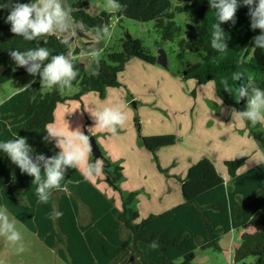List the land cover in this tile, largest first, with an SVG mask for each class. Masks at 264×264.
I'll list each match as a JSON object with an SVG mask.
<instances>
[{"label": "trees", "instance_id": "16d2710c", "mask_svg": "<svg viewBox=\"0 0 264 264\" xmlns=\"http://www.w3.org/2000/svg\"><path fill=\"white\" fill-rule=\"evenodd\" d=\"M17 0H0L5 5L0 9V84L15 80L25 73L27 66H17L10 53L47 47L52 55L68 57L72 38L67 44L57 33L27 41L10 31L4 17ZM28 3L29 0H19ZM119 10L104 9L91 14L87 9L90 0L76 1L71 16L82 24L85 31L105 36L103 28L111 26L113 15L146 22L155 21L162 39L175 40L180 26L175 20L177 13L197 18L187 22L186 34L193 44L203 51L202 61L186 66V77L201 84L213 82L216 94L224 104L235 105L238 111L247 108V96H240L241 89L253 87L264 89V49L254 48L253 38L259 29L250 28L248 9L238 8L236 23L225 22L221 27L228 34L229 48L218 53L211 47L213 25L217 23L214 10L208 0H117ZM181 40L180 45H184ZM121 49L106 48L98 58L97 71L90 72L79 57L81 48H76L73 60L78 71L72 86L77 92L67 93L58 87L44 91L40 81H33L0 103V140L13 138V134L27 138L35 154L45 157L57 155L52 137L46 128L56 120L58 106L66 100H82L89 92H99L105 97L107 89L120 87L128 63L137 58L148 63H157L152 53L139 37L125 31ZM179 53V57L184 55ZM44 63H47L45 61ZM43 67V64H42ZM238 75L234 80L233 76ZM227 88V89H225ZM139 119L135 117V121ZM252 133L264 149V133L259 124ZM176 143L175 135L146 136L143 145L158 159L159 147ZM100 148L101 156L109 169L110 181L119 189L124 179L123 165L111 162ZM167 145V144H166ZM104 157H106L104 159ZM245 157L226 160L229 175L226 180L217 170L213 160L206 155L188 168L179 178L184 201L162 212H153L140 219L137 206L138 190L121 193L124 196L121 208L114 206L101 190L89 182L79 168L65 171L62 187L52 189L47 204H38L32 177L20 169L0 151V206L8 210L28 229L37 233L60 257L69 264H195L198 248L221 249V238L233 229L238 230L239 246L232 256L233 262H244L255 256L251 264H264V163L240 172ZM41 165L43 162H40ZM111 164V165H110ZM80 201L92 215L89 224L80 223ZM62 213L57 215V213ZM127 230L128 235L123 236ZM60 237L65 245L59 247ZM156 243L157 247H151Z\"/></svg>", "mask_w": 264, "mask_h": 264}, {"label": "rangeland", "instance_id": "374dc122", "mask_svg": "<svg viewBox=\"0 0 264 264\" xmlns=\"http://www.w3.org/2000/svg\"><path fill=\"white\" fill-rule=\"evenodd\" d=\"M76 1L83 0H60L62 6L69 11L71 22L74 19L71 17L70 11ZM104 9L113 12L116 10L108 6V0H90V6L87 10L95 15ZM175 20L177 25L180 26V31L175 40L162 39L154 20L142 22L127 17L120 19L116 14L113 15L109 28L110 37L98 34L99 39H97L96 33L93 36L92 31L87 32L83 27L79 29L73 26L70 27L68 33H62L63 36L73 40L72 49L68 57L72 58L76 48H81L78 55L87 64L90 72L97 71L99 67V60L93 59L91 52L97 51L99 58L106 48L121 49V38L125 31H129L133 36L141 38L144 45L157 58L159 57L160 49H164L166 52L168 66L156 63L153 67L145 64L146 67L140 68L133 64L140 62V65L144 66V61L133 58L131 60L133 64L130 65L125 74L126 79L121 81L120 88H108L105 97H101L99 92L93 91L87 96L86 99H89V102H86V105L83 104V101L81 104L80 100H66L60 110L61 116L65 119L52 126L61 128L69 133L81 129L84 132L83 134L89 136L90 144L93 136L96 143L101 146L102 152L110 158L111 162H119L123 165L124 179L126 177L125 167H128L130 172L135 174V169L131 165V158L134 156V160L141 164L139 154L145 158L148 152V157L150 155V159H152L151 163H154L158 168V163L153 153L143 145V137L146 136L175 135L176 143L168 144V141L167 145L159 147L158 152L160 149L163 152L172 150L181 152L184 150V146L185 148L193 149L196 145H200L208 147L207 151L216 158L224 156L225 161L245 157L244 164H246V159L247 162H251L254 158L258 159L260 156L256 154L259 151L264 154V149L259 145L252 133V127L255 128V126L248 121L235 119V113L240 112L235 106H238L237 102L234 105L224 104L217 96L213 82L201 84L196 79L186 77L185 67L203 59L201 47L193 44L185 32L187 22H196L197 18L184 13H177ZM183 39L185 43L182 46L180 42ZM181 51L185 53L182 57H179ZM33 81L41 82L39 71L35 75L27 72L15 80L1 83L0 103L17 91L24 89ZM48 89L45 86L43 88L44 91ZM77 90L78 87L73 86L66 92L73 94ZM121 104H123V107L120 106ZM105 107L118 108L126 116L125 123L123 126H117L116 133L101 130L97 126V120L93 117L96 111H102ZM66 109H69L68 113ZM153 110L157 111L153 113ZM130 114L139 119V122L133 119L130 126L134 129L136 135L135 133L132 135L125 133L126 127L129 126L127 121L131 120L128 119ZM258 124L259 129L264 133V123ZM107 138L110 143L108 148L105 145ZM224 139L226 142H221ZM53 140L57 149L60 150L61 148L57 146V138ZM239 143H244L247 154L243 153V156L237 155L242 153L236 147L237 145L239 146ZM255 144L259 145L260 150L257 149L259 151H256ZM158 152L159 163L162 167L158 171L165 178V187L170 190L173 188V180H176V177L181 174L179 170L184 167L186 161L192 162L194 158L188 156L186 160L181 159L180 161L178 155H176L168 164L164 153L160 154ZM193 155L196 157L195 152H193ZM89 162H97L102 166L100 173L91 177H94L100 185L106 184L110 188V191L107 190L112 200L122 206L124 196L121 193L128 194L131 190L126 189L122 185L124 179L120 182L119 189L113 185L108 172L113 167L109 166V169H105L104 164L106 162H104L102 156L98 158L94 156L92 144ZM175 167L178 169L177 172H175ZM80 168L83 170L84 166ZM145 169L144 175L152 174L149 169L146 167ZM146 177L148 178V176ZM136 184L137 182L132 180L127 186L132 187ZM139 195L140 190H138L137 195L138 208ZM5 211L9 215V222L13 223L14 227L21 233L22 238L13 244L7 241L6 237L0 235V264H69L60 257L56 249L53 250L48 247L8 210L5 209ZM89 213V210L83 207L81 220L88 222L91 218ZM235 237L236 235L234 237L229 234L225 235L220 242L221 246H224L221 249L212 247L198 248L195 264H245L244 262H233L228 247L234 242ZM20 245L24 246L23 252H18L16 249ZM60 245H64V242H60L59 247H61ZM254 260H256V257L250 256L245 261L247 264H251Z\"/></svg>", "mask_w": 264, "mask_h": 264}, {"label": "clouds", "instance_id": "9594fccd", "mask_svg": "<svg viewBox=\"0 0 264 264\" xmlns=\"http://www.w3.org/2000/svg\"><path fill=\"white\" fill-rule=\"evenodd\" d=\"M209 6L214 10L217 23L213 25L211 33V47L218 53H224L229 48L228 34L221 27L225 22L236 23V12L239 7L248 9L250 28L259 29V34L253 40L254 48L264 49V0H208ZM108 6L118 9L117 0H108ZM5 5L0 4V9ZM4 22L10 24V31L16 36H21L27 41L53 35L57 32L68 33L71 21L69 11L62 6L60 0H29L28 3H20L19 0L9 9L4 17ZM105 36H111L109 27L103 28ZM97 39L99 35L97 34ZM69 39L64 36L61 43L67 44ZM17 66H27L26 71L35 75L39 71L41 83L47 88L58 87L59 89L71 88L72 82L77 78L78 71L74 68L73 60L63 54L52 55L47 47L30 49L25 52L12 51L10 53ZM98 52L92 51L91 57L98 59ZM47 61V63H44ZM43 64V67H42ZM238 75L233 76L235 80ZM227 89V88H225ZM228 90V89H227ZM240 96H247V108L236 112L235 119L250 122L253 126L264 123V89L253 87L241 89ZM97 126L101 130L111 133L117 132V126H123L126 120L125 114L118 108L105 107L102 111L94 113ZM48 137L57 138V146L62 150L54 156L45 157L42 153L35 154L34 149L28 144L27 138L13 134L12 139L0 140V151L15 164L21 173L30 175L32 184L35 185V195L38 204H47L52 189L62 187L65 179V171L69 167L78 168L84 166L82 175L87 179L102 170V166L89 162L91 144L89 136L80 131L65 132L58 127H47ZM237 155L243 156V153ZM258 163H264V158L256 159ZM40 162H43L41 165ZM62 213H57L61 215ZM0 235L6 237L7 241L18 242L22 235L9 222V215L3 207H0ZM151 247H157L152 243ZM18 252L24 251V246L16 247Z\"/></svg>", "mask_w": 264, "mask_h": 264}, {"label": "crops", "instance_id": "0c3cea01", "mask_svg": "<svg viewBox=\"0 0 264 264\" xmlns=\"http://www.w3.org/2000/svg\"><path fill=\"white\" fill-rule=\"evenodd\" d=\"M70 13H71V11H70ZM78 23L76 21H73V22H71L70 27L73 26V27H76V28L78 27L80 29L82 27V24L79 23V25H78ZM57 34L63 36L62 33H57ZM143 63H144V66L143 65H140V62H136V63L133 64L130 61L128 63L127 67H126V70L123 73L122 81L126 79L125 74H126L127 70L129 69V67H130L131 64H133L134 66L140 67V68L146 67L145 64L150 65L151 67H153V66L156 65V63L155 64L154 63H148V62H145V61ZM111 88H120V87H111ZM90 94H91V92H89V93L85 94L84 96H82V100H83V104L84 105H86V102H89V99H86V98ZM77 101H79V100H77ZM79 102L82 104L81 101H79ZM64 103H62V104H60L58 106V108L56 110V120H55V122L53 124H51L50 127H52L53 125H55L56 123H58L62 119H65L60 114V110L62 109V105ZM80 103H78V104H80ZM120 106L123 107V104H121ZM66 110H67V113H68L69 109H66ZM87 110H89V109H87ZM155 111H157V110H153V113H155ZM93 117L95 118L94 115H93ZM128 119H131V120L127 121V123H128L127 125H129V126L126 127L125 133H127L129 135H132L133 133H135V135H136V132L134 131V129L130 127L132 125V120L133 119L135 120V117H133L130 114V116L128 117ZM79 131H81L82 133H84L81 129ZM221 142H226V141L224 139ZM109 144H110L109 143V139L107 138V140L105 142V145L107 146V148L109 147ZM236 147L239 148L242 153L247 154V152L245 150L244 143H239V146L237 145ZM255 148H256V151H259L260 150L258 144H255ZM207 149H208V147L196 145V147H193V149H191V148H185V146H184V150L181 151V152L176 151V150L164 151L163 152L162 149L159 150L158 153H160V154H163L164 153L165 159H167V163L168 164L172 161V159L176 155H178L180 161H181V159L186 160L188 158V156H191V157L194 158L192 162L186 161L184 167L181 170H179V171H181V174H180L179 177H176L177 178L176 180H173V182H172L173 188L170 189V190L168 189V187H165V185H164V180H165L164 176L161 175V174H159L158 168L155 166L154 163H151L152 159H150V155L148 157V152H147L145 158L142 157L141 154H139L140 155L139 158L141 160V164H139L137 162V160H134V158H135L134 156H133V158H131V161H132L131 162V165L135 169V174L134 173H131L128 167H125L126 177L122 181V185L126 189L131 190V191L140 190V195H139V198H140V201H139L140 219L144 218L145 216H147L148 214L153 213V212L158 213V212L165 211L166 209H169V208H171V207H173V206L181 203L182 201H184V197H183V193H182V185H181V181L179 180V178L185 177L186 174H187L188 168L190 167V165H192L194 162H196L198 159H200L203 155H206L209 158H211L213 160V162H214V164H215L218 172L226 180H229V175H228V172H227V167L225 165V157L224 156H219V157L216 158L215 156H213L212 154H210L207 151ZM257 149H259V150H257ZM60 150H62V149H60ZM178 152H179L180 155L178 154ZM193 152H195L196 157H195V155H193ZM256 155H259L260 156L258 159L264 158V154H262V152H260V151ZM216 159H218V160L216 161ZM258 164L259 163L257 162V160L255 158L252 159L251 162H247V159H246V164H243L241 166V168H240L239 171L240 172H244V171H246V170H248L250 168H253V167L257 166ZM82 166L83 165H81L80 167H82ZM80 167H78V168L82 172L83 170H81ZM145 167L147 169H149L152 172V174H150V175H144V173L146 171ZM175 168H176L175 169V172H177L178 169H177V167H175ZM138 173H140V175H138ZM146 176H148V178ZM87 180L89 182H91L94 186H96L99 190H101L110 200H112V197L108 193V190L110 191V188L106 184L100 185V183H98V181L94 177H91V176L88 177ZM132 180H134L135 182H137V184L135 186L128 187L127 186L128 183L130 181H132ZM141 188H145V189L142 190ZM112 202H113L114 206L121 208V205L117 204V202H115L113 200H112ZM83 207H85L87 210H89V208L85 204H83V202L80 201V207H79V209H80L79 218L80 219L79 220H80V223L81 224L86 225V224H89L91 222L92 215H91V213H89V215H91V218L89 219L88 222H84L83 220H81V210H82ZM89 212H90V210H89ZM33 233H35V232H33ZM123 233H124L123 236H127L128 235V231L127 230H124ZM35 234L42 240V238L37 233H35ZM228 234L229 235H232L233 237H234V235H236V237L234 238V242L228 247L229 248V251L231 253V256H233L235 249L240 244V240H239V236H238V230L237 229H233L230 232L224 234L223 237L221 238V240L224 238L225 235H228ZM62 238L63 237H60V242L63 241L64 242V245H65V241H64V239L62 240ZM64 245H61V246H64ZM221 247L224 248V246H221ZM52 249L54 250L55 248H52Z\"/></svg>", "mask_w": 264, "mask_h": 264}, {"label": "water", "instance_id": "95a60500", "mask_svg": "<svg viewBox=\"0 0 264 264\" xmlns=\"http://www.w3.org/2000/svg\"><path fill=\"white\" fill-rule=\"evenodd\" d=\"M160 54L159 57L157 58V63L163 65V66H168V61H167V55L164 49L159 50ZM91 144H92V152L96 158L100 156V148L98 147L94 137H91Z\"/></svg>", "mask_w": 264, "mask_h": 264}, {"label": "flooded vegetation", "instance_id": "af4514ba", "mask_svg": "<svg viewBox=\"0 0 264 264\" xmlns=\"http://www.w3.org/2000/svg\"><path fill=\"white\" fill-rule=\"evenodd\" d=\"M99 157H101V153H100V156Z\"/></svg>", "mask_w": 264, "mask_h": 264}]
</instances>
